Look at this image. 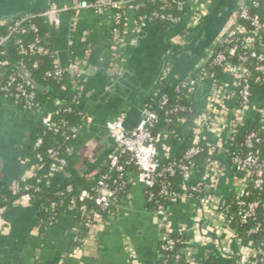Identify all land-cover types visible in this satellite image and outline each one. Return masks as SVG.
I'll use <instances>...</instances> for the list:
<instances>
[{
	"label": "built area",
	"instance_id": "obj_1",
	"mask_svg": "<svg viewBox=\"0 0 264 264\" xmlns=\"http://www.w3.org/2000/svg\"><path fill=\"white\" fill-rule=\"evenodd\" d=\"M68 1L60 4L58 0H51L43 11L36 14L34 12L19 19L0 21L2 94L18 108L41 112V123L53 131H59L65 122L55 119L58 113L56 111L44 112L42 105L35 100V92L27 88L23 80H19L11 60L3 56L2 47L11 43L22 53H51L45 46L48 34L37 35L34 41L26 44L18 37L29 30L38 31V26L30 22V18L42 17L51 29H59L62 14L67 11L73 14L74 22L84 11H91L101 18L109 15L112 44L108 72L111 74L110 78L115 80L125 68L123 62L128 34L131 33L136 38L140 31L154 22H166L169 27L177 25L184 3L183 0ZM157 4L158 9L138 14L141 7ZM189 4L191 15L183 31L174 38L167 50L159 80L168 79L174 61L210 12L211 0H189ZM263 13L264 0H239L227 24L210 47L185 76L172 80L179 83L178 92L191 102L194 109L193 125L187 122L186 116L180 117L179 127H183L185 133L181 129L182 138L179 142L193 134V144L184 152L180 165L170 163L163 167L165 163L174 160L176 155L164 159L159 153V142L164 133L173 137L174 130H161L157 135L153 134L151 127L158 116L151 106L147 108L144 104L148 117L141 119L129 131L123 126V115L106 123L108 134L114 138L117 146L109 157L106 166L108 172L100 177L92 192L83 190L70 201L71 208L79 207L83 213H87L85 225L88 229L93 228L94 219L100 218L99 210L109 212L108 219L113 218L110 209L114 205L118 206L117 190L110 185V180L114 172H118L120 177L127 175L126 164H132L135 167L134 173L146 189L154 187L159 181L162 185L161 194L170 201V204L158 203L154 210V222L161 241L158 259L163 258V264H178L179 261L185 264H203L210 255L218 257L221 264H264V200L252 197L255 192L264 191V89L260 85L264 84ZM20 62L23 67L21 60ZM54 62L55 69L48 71L47 77L54 79L67 73L73 87L79 84L77 79L82 71L80 61H72L66 67H62L57 58ZM253 71L258 73L256 77ZM204 84L209 87L206 105L202 111H197L193 95ZM76 90L78 91L77 87ZM159 99L162 105L169 101L168 95L163 93H159ZM187 109L188 106L177 105L171 112L180 114ZM80 128L81 126L72 128L64 139L71 143L75 141ZM238 132L241 133L240 138L236 137ZM209 136L213 138L209 139ZM42 143L43 139L39 138L36 144ZM205 149H208L213 159H209L206 164H196L194 157ZM69 154V146L65 149L51 147L46 154L49 161L43 155L37 156L38 167L10 187L17 193L13 203L31 204L30 187H21L20 184L31 176H38L46 169L50 176L56 173L68 175ZM228 169L234 172L235 193L231 197L240 217L237 225H233V216L230 214L231 197L223 198L216 193L219 180L226 175ZM166 173L178 174L180 190L172 189V183L165 178ZM194 180L196 183L191 184ZM67 189L72 190L70 185ZM86 199L93 200L98 208L88 209L84 203ZM149 199H152V195ZM177 204L190 207L191 225H174L173 206ZM2 211L0 208V230L4 231L7 224L2 218ZM57 222L53 218L51 225ZM240 227L244 230L241 231ZM187 233H190V237L183 239L182 236ZM195 244L207 249L202 261L194 256ZM177 248L180 251L175 253ZM133 262L137 264L134 253Z\"/></svg>",
	"mask_w": 264,
	"mask_h": 264
},
{
	"label": "crops",
	"instance_id": "obj_2",
	"mask_svg": "<svg viewBox=\"0 0 264 264\" xmlns=\"http://www.w3.org/2000/svg\"><path fill=\"white\" fill-rule=\"evenodd\" d=\"M58 1L60 4L69 2ZM218 1L211 0L210 11ZM183 2L189 3V0ZM108 20L109 15L101 18L91 11H84L74 22L73 14L67 11L62 14L60 28L51 29L50 34L62 66H68L72 61H80L85 69L89 63L95 66V71L86 73L83 78L80 76L79 84L75 87L68 79L60 92L64 100L79 107L84 123L78 138L69 145V174L65 176L56 173L52 176V182L58 183L62 177L71 175L76 178V182L107 166L109 157L117 146L107 141L109 134L106 123L120 115L125 117L130 108L143 105L150 95L156 93L167 50L186 26L178 33L174 29L176 25L165 28L154 23L147 26L150 33L140 58L151 54L150 60L147 63L141 62L140 76L136 75L126 84L111 89L120 76L113 80L108 72L112 44ZM201 25L192 33L191 39ZM138 35L136 38L131 33L127 36L123 62L125 68L135 49ZM187 72L171 77L168 75V80L172 82L175 78L185 76ZM208 89V85L204 84L193 95L197 111L204 109ZM41 118V112L14 106L5 99L0 89V190L10 188L15 181L38 167L37 157L29 158L26 153L30 135L40 124ZM181 129L185 133L184 128ZM161 138L158 146L160 155L164 159L176 155L180 144L173 142L169 133H164ZM210 138L213 137L209 136ZM85 167L87 172L80 176L79 171ZM128 176L131 183L128 195L117 206L113 218L89 230L80 245H76L78 229L76 221L70 215H64L56 224L41 232L39 224L43 210L40 207L33 203H13L4 208L2 218L7 229L0 230V263L134 264V253L137 264H157L160 236L154 222V209L148 202L145 186L138 180L136 173L131 171ZM233 176V170L228 169L226 175L220 178L216 191L218 195L223 198L234 195ZM173 222L175 226L181 223L191 225L190 207L174 205ZM186 236L190 237V233ZM206 250L198 244L193 246L194 256L199 261L204 260Z\"/></svg>",
	"mask_w": 264,
	"mask_h": 264
},
{
	"label": "trees",
	"instance_id": "obj_3",
	"mask_svg": "<svg viewBox=\"0 0 264 264\" xmlns=\"http://www.w3.org/2000/svg\"><path fill=\"white\" fill-rule=\"evenodd\" d=\"M158 7V4L153 5L152 7L143 6L140 8L138 14L153 11L155 9H158ZM38 12L39 11H36L35 14ZM29 21L35 23L38 26V31L36 32L29 30L24 34H19L18 37H20L26 44L30 41H34L37 35L44 36L48 34L47 41H45L47 42L45 43V46L51 50V53L44 55L39 53H22L19 51L18 47L14 43L8 44L7 46H3L2 49L4 50L3 56L7 58H9L8 47H12L17 52L19 59L23 63V68L33 76L35 82L46 87L45 90H36L26 84L27 88L35 92V100L42 105L44 112H47L49 110L56 111L58 113L55 119L59 122H65L63 127L59 131L50 130L40 122L36 130L30 135V144L26 153L27 157L35 158L39 155H43L47 159V161H49L50 159L46 155L48 148H67L71 144V142L70 140L64 139L66 134H70L72 128L80 127L81 125H83L84 119L81 110L75 103H68L60 96L62 86L68 81L69 75L65 73L62 76L54 79H51L46 75L48 71H52L55 69L54 61L56 58L58 59V50L50 34L51 27L42 17L30 18ZM154 23H158L165 28L169 26L166 22ZM207 67L210 66L207 65ZM14 72L18 76L19 80H22L19 77L16 69H14ZM253 74L254 77H256L258 73L253 71ZM77 80L79 81L80 78H78ZM178 85V82H170L168 79H161L159 80V86L156 93L151 95V97L146 99L144 102L147 108L151 106L152 109L157 112L158 117L154 121L153 126L151 127L153 134L157 135L161 130L173 129V142L180 144L175 159L165 163L163 167L169 165L170 163L175 164V166L180 165L181 161L183 160L184 152L193 144L192 133L188 135L184 139V141L179 142L182 138L181 129L179 127L180 117L186 116L188 120L187 122L190 125H193L192 117L194 115V109H192L193 106L191 102L186 98H183L180 92H178ZM256 85L259 84L256 83ZM260 85L264 89V84ZM159 93L168 95L169 101L165 105L161 104V101L159 99ZM177 105H185L188 106L189 109L180 114L171 112V110ZM236 137L240 138L241 133L238 132ZM39 138L43 139V143L37 145L36 143ZM209 159H213V157L209 153L208 149H205L199 155L194 157V162L196 164L202 165L208 163ZM68 162L70 163L69 156ZM70 166L71 165L69 164L68 167L70 168ZM134 169V165L126 164V171L128 173L133 171ZM107 172V167H105L103 169H100L95 175L91 177H83L79 179L78 181L70 184V187L72 188L71 191L67 189L68 185L53 184V177L50 176L48 169L41 172L38 176L34 175L28 178L27 180L22 181L20 183L21 187H24L26 185L30 187L29 193L32 196L31 203H33L37 207H40L43 210V214L39 224L40 231L44 232L46 228L51 226L53 218H56L59 221L64 215H70L76 221L78 229L76 245H80L82 243V240L87 237L88 232L90 230L85 225L87 213H83L79 207L71 208L70 201L72 197L78 196L83 190H88L92 192L93 189L97 186L100 177ZM128 173L127 175L120 177L118 172H114L113 177L110 180V185L117 190L116 203L118 205L121 203L122 200L126 199L128 195L129 187L131 184L129 181ZM38 178H40V180H38ZM165 178L172 183V189L180 190V186L178 183V174L168 175L166 173ZM194 183H196L195 180L191 182V184ZM161 187L162 185L158 181L154 187L147 189L145 188L147 200L154 210L160 202L170 204V201L164 199V196L161 194ZM151 195L152 199H149ZM16 196L17 193H15L11 188L0 190V208L4 209L12 205ZM252 197L261 198L264 200V191H257L253 194ZM84 203L87 205L88 209L98 208L94 201L91 199H86ZM229 203L230 214L233 216L232 223L233 225H237L239 223L240 217L238 215V210L233 197L229 199ZM116 208L117 205L112 206L110 212L113 214L116 213ZM98 213L100 214V218L94 219L93 227H96L99 224H103V222L108 221L109 212H102L99 210ZM239 229L241 231L244 230V228L241 227ZM186 237V234L182 236L183 239H186ZM179 251V248H177L175 250V253H178ZM157 264H163V258H159ZM178 264L185 263L183 261H179ZM203 264H221V262L220 259L215 255H210L205 259Z\"/></svg>",
	"mask_w": 264,
	"mask_h": 264
},
{
	"label": "water",
	"instance_id": "obj_4",
	"mask_svg": "<svg viewBox=\"0 0 264 264\" xmlns=\"http://www.w3.org/2000/svg\"><path fill=\"white\" fill-rule=\"evenodd\" d=\"M51 0H0V21H8L26 17L36 11H43L46 5ZM239 0H219L216 5L211 9L204 23L196 32L194 37L185 46L182 54L176 59L173 67L170 71L171 76H177L184 71H189L198 59L204 54L205 50L215 41L222 29L227 24L231 15L233 14ZM191 15V6L188 2H184L181 11V18L179 23L175 26V33L181 31V29L187 24ZM149 28H144L140 31L136 46L129 58L128 66L120 75L118 80L113 83L111 89L124 85L128 80H131L136 75H139L141 62L147 63L150 60V55L140 58V54L144 51L145 40L149 36ZM8 55L13 63L19 77L31 88L36 90H45L46 87L38 84L33 79V76L27 72L20 62L18 54L12 47H8ZM95 71V66L91 63L86 67H83L81 71V77L86 73ZM142 74L145 75V71L142 70ZM149 113L144 109V104L141 106H135L128 110L126 116L123 118V126L125 130L129 131L139 122L141 119H146ZM107 141L116 146L114 138L110 135L107 136ZM85 167L79 171L80 176H83L87 172ZM76 178L71 175L68 177H62L58 183L53 182L55 185H70L74 183Z\"/></svg>",
	"mask_w": 264,
	"mask_h": 264
}]
</instances>
